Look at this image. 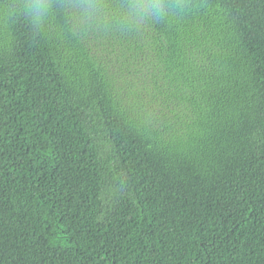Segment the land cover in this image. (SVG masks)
I'll list each match as a JSON object with an SVG mask.
<instances>
[{
  "label": "trees",
  "instance_id": "obj_1",
  "mask_svg": "<svg viewBox=\"0 0 264 264\" xmlns=\"http://www.w3.org/2000/svg\"><path fill=\"white\" fill-rule=\"evenodd\" d=\"M40 2L0 0V264H264V0Z\"/></svg>",
  "mask_w": 264,
  "mask_h": 264
},
{
  "label": "clouds",
  "instance_id": "obj_2",
  "mask_svg": "<svg viewBox=\"0 0 264 264\" xmlns=\"http://www.w3.org/2000/svg\"><path fill=\"white\" fill-rule=\"evenodd\" d=\"M48 5L40 2V0H23V3L18 8H13L10 13L14 14L16 11L22 12L32 19V22L39 25L42 17L45 14V10ZM133 8H142L145 11L151 10L155 14H162L165 5L160 3H146L140 5H132Z\"/></svg>",
  "mask_w": 264,
  "mask_h": 264
}]
</instances>
